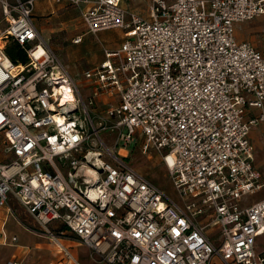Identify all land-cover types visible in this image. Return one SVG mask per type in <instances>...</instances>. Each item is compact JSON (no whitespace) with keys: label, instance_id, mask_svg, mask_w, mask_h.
<instances>
[{"label":"built area","instance_id":"2783aa9c","mask_svg":"<svg viewBox=\"0 0 264 264\" xmlns=\"http://www.w3.org/2000/svg\"><path fill=\"white\" fill-rule=\"evenodd\" d=\"M0 1V209L15 197L98 264H264V199L244 205L264 190L250 141L264 123V53L235 35L264 0H151L149 19L123 0H67L87 29L74 44L126 32L84 72L86 96L35 24L37 0ZM139 143L162 157L179 201L126 162Z\"/></svg>","mask_w":264,"mask_h":264},{"label":"crops","instance_id":"0c3cea01","mask_svg":"<svg viewBox=\"0 0 264 264\" xmlns=\"http://www.w3.org/2000/svg\"><path fill=\"white\" fill-rule=\"evenodd\" d=\"M150 4L151 0H123L122 2L124 8L136 12L146 19L150 18ZM54 8L55 5L51 0H37L34 19L38 16V14L43 18L47 15V12H53ZM259 19L260 21L258 23H252L246 26L237 24L235 35L237 34L236 39L238 41L249 42L259 51L264 53V43L261 39L262 37L260 38L259 33L257 32L259 28L258 25L264 23V17ZM39 31L41 32L40 29ZM57 31L59 30H52L49 33L50 35H55V33H58ZM86 31L87 29L85 27V32H76L75 36L72 38L70 37L69 41L74 44L75 38L86 34ZM107 31L109 30L102 32ZM110 31H115V33L119 31L121 35L119 38L120 42H118L115 47H108L105 48V50H115L119 48L126 38V32L123 30L113 29ZM87 35H85V38ZM79 60L81 59H76L74 63ZM103 60L104 57L96 62L95 65L89 67V69L101 64ZM84 72L80 76L83 77V83ZM105 100H107V98H100V104H104ZM259 114L260 111L256 109H249L248 119L258 117ZM261 124L264 123H260L259 125ZM258 126L252 130L250 134V141L255 149L254 165L260 172L264 182V173L257 163V146L255 134L256 132H259L257 130ZM262 132L264 133V130H262ZM0 145H3L2 138H0ZM12 199H14L19 204L24 213L29 217V222L26 223L20 214L12 208L10 205ZM262 199H264V190L256 196L249 198L248 201L244 202V205H251L252 203ZM50 227L52 232H45L36 222V220L27 213L19 201L12 196L9 202V208L0 209V264H8L10 262H18L21 264H98L92 259L89 249L85 247L74 234L69 232L60 223H52ZM15 238L16 241L14 240Z\"/></svg>","mask_w":264,"mask_h":264},{"label":"rangeland","instance_id":"374dc122","mask_svg":"<svg viewBox=\"0 0 264 264\" xmlns=\"http://www.w3.org/2000/svg\"><path fill=\"white\" fill-rule=\"evenodd\" d=\"M11 2L14 0H10ZM55 8L53 12H47V15L43 18L38 16L34 19L35 24L38 29L41 30L44 38L49 42L52 49L55 51L59 60L68 68L70 73L77 77L80 90L83 95H90L91 91L84 89L82 78L80 77L84 71L89 69L104 57V50L108 47H115V45L120 42V33L117 31H107L101 32L97 35L89 34L86 36L84 43L81 45H75L69 41L70 37H74L75 33L80 31V33L85 32V26L82 21L81 9L75 5H72L67 0H51ZM3 6L0 1V27H3ZM260 19H255L250 22L241 23V25H249L252 23H258ZM45 26H44V25ZM259 28L257 32L264 43V23L258 25ZM58 33L55 35H50L49 32L56 30ZM47 30V32H46ZM239 31V30H238ZM56 32V31H55ZM237 35V34H236ZM49 36V37H47ZM237 37V36H236ZM70 42V44H69ZM76 59H81L74 63ZM100 108L102 106H109L110 101L105 100L104 104H99ZM264 124L258 126V131L256 132V146H257V163L260 166L262 172L264 173ZM102 137L108 146L113 147V138L115 134L103 132ZM141 144L135 145L133 147H128V153L123 152L127 155V163L136 169L141 175H143L149 182L153 183L161 190H163L171 199L179 201V194L175 190L172 183L171 177L169 175L168 169L162 159V157L151 152L149 154H144L141 150ZM3 145H0V161L3 163L6 161V155L4 153ZM10 205L17 211L24 221L29 222V217L24 213L19 204L12 199ZM216 234L219 235L218 231ZM256 250L258 253L264 252V234L260 235L256 240Z\"/></svg>","mask_w":264,"mask_h":264},{"label":"trees","instance_id":"16d2710c","mask_svg":"<svg viewBox=\"0 0 264 264\" xmlns=\"http://www.w3.org/2000/svg\"><path fill=\"white\" fill-rule=\"evenodd\" d=\"M7 54L14 63H24L28 62L27 55L24 49L17 43H11L7 48Z\"/></svg>","mask_w":264,"mask_h":264}]
</instances>
